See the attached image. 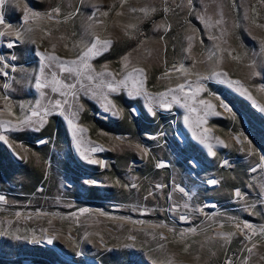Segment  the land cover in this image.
I'll use <instances>...</instances> for the list:
<instances>
[{
	"label": "rangeland",
	"instance_id": "1",
	"mask_svg": "<svg viewBox=\"0 0 264 264\" xmlns=\"http://www.w3.org/2000/svg\"><path fill=\"white\" fill-rule=\"evenodd\" d=\"M25 8L40 14L28 22L34 31L11 48L15 35L0 37V264H264V0H6L0 11L13 32L23 31ZM128 24L137 26L131 36ZM93 33L113 43L87 59L90 69H53L74 89L52 84L47 68L41 77L38 52L77 59ZM133 67L144 75L107 87ZM213 72L239 80L252 98ZM197 74L210 78L192 99ZM38 78L48 86L37 88ZM170 88L163 99L171 107H161L157 94ZM105 97L115 109L106 110ZM55 100L62 111L52 110ZM200 100L220 115H206ZM37 101L50 109L45 123L20 125L40 110ZM246 223L252 229L236 227Z\"/></svg>",
	"mask_w": 264,
	"mask_h": 264
},
{
	"label": "snow or ice",
	"instance_id": "2",
	"mask_svg": "<svg viewBox=\"0 0 264 264\" xmlns=\"http://www.w3.org/2000/svg\"><path fill=\"white\" fill-rule=\"evenodd\" d=\"M126 2V0H121V5H123L124 3ZM6 3V0H0V9L3 8V6L5 5ZM188 3L191 4L192 3V0H188ZM93 7L96 9V12H100V5L99 4H94ZM109 11H111V7H109ZM109 11H105V12H102L100 13V15L104 16V17H107L109 15ZM129 11L130 12H136V11H140V12H144V13H147V9L145 8H140V9H136V8H129ZM152 11H155V9H152ZM52 13H57L59 14L60 13V8L57 7V8H54L52 9L51 12H49L47 15H48V18L49 19H53V15ZM39 15L38 13H30L28 11L27 8L24 9V17H23V20L25 22V27L23 28V31H15L13 32L12 28H11V25H8V24H5L4 22V16H3V12L0 11V25H3L4 26V31H0V37H11L13 35H15V40L14 41H11L9 42L8 44V47H13V45L15 44L16 41H19L23 38V35L25 33H31L34 31V29L28 24V22L31 20V19H34V18H39ZM117 15H122V13H117ZM94 16H95V13H94ZM200 19H204V17H199ZM67 19V17H66ZM90 19H92L90 17ZM208 19H211V18H208ZM207 23V20L205 21ZM223 23V19H222V14H221V19H217L215 21V24H221ZM253 23H255V21L253 20ZM95 24H99V25H103L104 24V21L103 20H95ZM163 26V25H161ZM91 27V26H90ZM137 26L135 24H128L125 26L124 28V33L125 35H128V36H131V32H129L128 30L129 29H134L136 28ZM167 27H170V26H167ZM258 27H261V28H264V24L262 25H258ZM50 33L48 32H45L44 33V37H47L49 36ZM94 35V41L91 43L90 46H86L85 50H83L81 52L80 55H78L77 59H72V60H62L60 57L56 56L53 53H49L47 51H40L37 53V55L40 57L41 59V67H40V73H41V77L44 76V71H45V68L49 69L50 72H51V75H52V81L51 83L52 84H55V85H60L64 88H67V89H74L75 88V85L74 84H62V82L60 80H58L56 78V72L53 70L55 67L58 66L59 70L60 71H63V72H66V73H69L71 74L72 72L76 71V67L78 62L79 64H82L84 68L86 69H90L91 68V65L87 62V59L88 58H91L93 56H96V55H99L101 54L103 51H105L107 49L108 46H110L113 41L111 39H101V37L99 35H95V33H93ZM215 39V37H213ZM61 39H64V37H61ZM189 41H191L193 39L192 36H189L188 37ZM33 43H35V40L32 41ZM261 43V49L262 51H264V40H261L260 41ZM56 45L55 44H52V48L55 49ZM65 47H67V45H65ZM75 47V45H74ZM191 49V45H189V50ZM4 58L3 57H0V60H3ZM13 59H15V57H13ZM124 63H125V67L128 66V56H125L122 58ZM232 59L234 60H239L240 57L239 56H233ZM250 67H252L254 69V65H250ZM105 68V71L107 70V66L105 65L104 66ZM178 70H183V71H186L183 69V66L181 65V68L178 69ZM144 69L143 68H137V67H133L131 69V72H129L127 74V76L125 77L124 80H119V81H116L115 84L112 83V82H109L107 87L111 90V91H117L118 88L116 85H120V84H124L125 81L131 77L134 73L135 74H139L140 76H143L144 75ZM6 74V73H5ZM253 74H259V73H256L255 71H253ZM97 75H103V73H98ZM111 75V74H110ZM167 75V73L165 74ZM212 76H223L225 77L223 79V82L228 84L229 86L233 87V88H236L237 91H243L244 93L248 94L249 98L251 99V94L248 93V90L246 88L243 87V85L241 84V82L239 80H230V79H227L226 76L227 74H221V73H218V72H213L211 73ZM210 77H204V76H200L199 74H197V81H196V88H195V91L192 93V99H195L196 97V94L200 91L203 90V84L200 83V81L202 80H205V79H208ZM89 80L93 79V77L91 75H89L88 77ZM190 83V82H189ZM48 86V83L46 82H42L41 79H37L36 80V87L37 88H40V89H43L45 87ZM143 86V81H141V87ZM5 88L9 87L8 84H5L4 85ZM184 87L185 85L184 84H179L177 85V89H179L180 92H183L184 90ZM59 87H52V91L53 92H57L59 91ZM176 90L175 89H168V91L166 93H158L157 95L159 97H161V99L159 101H157L159 103V105L161 107H165V108H170L171 107V104L169 102H167L165 99H163V97H165L166 95L170 94V93H173L175 92ZM74 94V93H73ZM131 94V93H130ZM136 95H140L141 92L139 90H137L135 92ZM41 95H45V93L41 92ZM148 95V99L151 101L153 99L152 95L151 94H147ZM177 97L175 95H173V100H176ZM216 99L219 101V106L221 108H223L225 111L231 113L232 112V109L231 107H229V105L227 103H225V101L223 99H220L219 97H216ZM105 108L106 110H112V109H115V105L112 104L111 101L107 100V97H105ZM255 103V101H253ZM49 103H52L51 101ZM66 103V101H65ZM200 104H203L205 105V114H209V110H211V114H214V115H220L219 112H216L215 109H216V105L214 104H211L210 102H207V101H204V100H200L199 101ZM185 106H188L187 104ZM261 111H264V105H257ZM37 107L40 108V105H39V101H37ZM56 107H59L61 109V111L63 110V104L61 102V100H55L53 106H52V110H55ZM149 110L151 111V108H149ZM191 111H195L196 109L192 108L190 109ZM50 112V109L48 107H43V108H40V110H33L32 113H31V116H28V117H25L24 120H21L19 121L18 123L20 125H26V126H31L32 125V119L33 117H39V120L37 121V123H39L41 126L43 125V123H45V117L49 114ZM43 113V114H41ZM115 115H120L121 113L119 111H116L114 112ZM233 118H235V116L233 115ZM187 117H185V120L187 121ZM68 123L72 126L73 128V135L76 136L77 135V126L73 123V121L71 119L68 120ZM80 132H83L85 131L84 129H79ZM205 132H207V129L204 130ZM247 139V138H245ZM0 140H6V137L3 136V135H0ZM46 141H40V143H45ZM77 143L79 144L80 141L79 139L77 140ZM222 143V142H221ZM249 143H251L249 141ZM227 146V145H225ZM139 147V146H137ZM92 152H96V151H103V148L102 147H94L91 149ZM142 151L147 154V149H142ZM209 151H211V145H209ZM213 155H215V153L213 152L212 153ZM84 159L85 160H89V157L87 155L84 156ZM260 160L261 161H264V155H261L260 156ZM90 163H93V164H96V163H102V161H97L95 159H91L89 160ZM225 163H227V161H225ZM158 168H162V167H165V165L163 163H158L156 165ZM258 167L259 166H262V165H257ZM256 169L253 168L252 171H255ZM208 183L210 184H216L217 181L216 180H209ZM158 187H160L158 185ZM179 191L180 192H184V189L183 188H179ZM235 195L237 197H241V193L239 190H236V193ZM5 200V197L3 195H0V201H4ZM84 211H87V210H84ZM19 215V214H17ZM181 219H185V217H181ZM236 227L238 229H241V231H243V229H252V225L250 224H244L243 227L241 228V225L237 224ZM183 235V234H182ZM222 236H224L225 234H220ZM232 235H235V233H229V234H226L225 238H228ZM248 239H251V237H247ZM130 239H135V237H130ZM52 241L50 240L49 243H51ZM257 246L256 244H252V247L251 248H248L247 251L249 253H251L253 251V249H255ZM185 252L188 251V248L187 246H185V248L183 249ZM260 259L262 261H264V256H261ZM227 264H232V261L231 259H229L227 261Z\"/></svg>",
	"mask_w": 264,
	"mask_h": 264
}]
</instances>
